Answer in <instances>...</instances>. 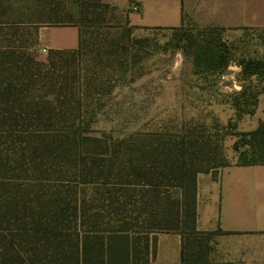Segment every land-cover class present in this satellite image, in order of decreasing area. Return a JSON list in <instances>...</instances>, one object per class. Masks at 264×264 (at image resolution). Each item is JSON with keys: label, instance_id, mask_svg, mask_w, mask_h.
<instances>
[{"label": "rangeland", "instance_id": "obj_1", "mask_svg": "<svg viewBox=\"0 0 264 264\" xmlns=\"http://www.w3.org/2000/svg\"><path fill=\"white\" fill-rule=\"evenodd\" d=\"M2 1L13 17L78 18L75 0ZM101 1L108 7H90L92 22L83 26L87 47L60 54L54 121L46 130L0 137V214L17 213L27 228L39 221L72 232L97 213L102 228L130 215L143 231L145 208L173 205L180 177L245 160L238 133L247 131L241 127L252 113L232 101L241 85L264 90V80L238 64L258 57L255 42L226 40L209 27L136 28L111 0ZM201 37L226 49L225 67H196L194 42ZM32 50L46 60L48 51Z\"/></svg>", "mask_w": 264, "mask_h": 264}, {"label": "trees", "instance_id": "obj_2", "mask_svg": "<svg viewBox=\"0 0 264 264\" xmlns=\"http://www.w3.org/2000/svg\"><path fill=\"white\" fill-rule=\"evenodd\" d=\"M75 4L77 20L41 23L30 18L10 16L0 0V137L1 134L23 130H46L58 115L61 101L58 73L60 54L75 56L85 49L88 44L83 26L92 22L88 17L90 7H108L101 0H75ZM51 9L57 11V5ZM65 24L78 27L77 47L73 50L51 49L46 60L37 59L32 50L37 43V27ZM193 57L196 67L206 69H221L228 63L226 49L220 48L209 37H201L194 42ZM238 64L246 76L255 75L259 80H264V58H240ZM257 93L247 92L245 86L241 85L234 93L236 97L232 105L253 113ZM238 135L239 143L245 147L240 152L245 160L237 163L264 164V120H260L255 128L241 131ZM140 170L137 167L135 175ZM198 171L208 172V169L192 170L186 179L179 176L180 190L173 205L145 208L143 217L147 226L143 231L132 221L138 217L131 218L130 215L117 218L119 225L106 229L100 226L101 221L96 213L89 223H82L81 228L74 224L72 232H61L55 227H42L39 221H34L32 227L27 228L17 213L9 217L2 212L0 264H148L155 252L157 232H176L180 235V264H230L209 259L212 236L221 230L201 231L196 228ZM183 172L188 175L187 171ZM146 173L148 170L142 174Z\"/></svg>", "mask_w": 264, "mask_h": 264}, {"label": "crops", "instance_id": "obj_3", "mask_svg": "<svg viewBox=\"0 0 264 264\" xmlns=\"http://www.w3.org/2000/svg\"><path fill=\"white\" fill-rule=\"evenodd\" d=\"M126 12L136 28L190 29L215 27L226 40L254 43L264 58V0H111ZM136 3L137 10L130 8ZM36 46L42 51L73 50L78 27L40 25ZM255 53V52H254ZM257 57V56H256ZM250 130L264 120V90L257 93ZM196 228L220 229L212 236L209 259L230 264H264V164L233 162L215 172L196 174ZM181 237L176 232L155 234V252L148 264H180Z\"/></svg>", "mask_w": 264, "mask_h": 264}, {"label": "built area", "instance_id": "obj_4", "mask_svg": "<svg viewBox=\"0 0 264 264\" xmlns=\"http://www.w3.org/2000/svg\"><path fill=\"white\" fill-rule=\"evenodd\" d=\"M130 8H131L132 10H137V9H138V6H137L136 3H131V4H130Z\"/></svg>", "mask_w": 264, "mask_h": 264}]
</instances>
